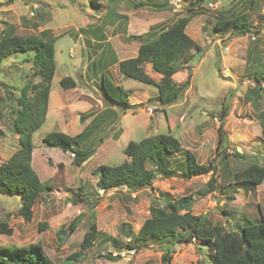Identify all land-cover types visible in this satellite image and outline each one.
<instances>
[{
    "label": "rangeland",
    "instance_id": "obj_1",
    "mask_svg": "<svg viewBox=\"0 0 264 264\" xmlns=\"http://www.w3.org/2000/svg\"><path fill=\"white\" fill-rule=\"evenodd\" d=\"M170 1L0 0V34L9 25H14L20 35L39 36L43 30H50L46 37L49 40L55 37L56 51V70L51 82L54 101L65 98L68 90L63 115L60 117L56 111L48 114L33 134L32 165L52 189L39 197L31 221L20 214V196L0 189V222L6 221L13 228L10 235L0 233V250L5 248L10 253L27 249L32 254L30 246L38 244L53 264H159L161 254L170 250L169 264H213L210 251L198 241H149L145 248L131 249L126 245L130 239L121 225L129 223L137 232L150 215V205H163L168 199L187 195L193 214H207L214 223L224 224L227 229L243 224L246 218L259 220L264 216V181L244 188L232 179L234 171L248 164L264 165V91L260 90L264 82L256 85L254 81L255 71L264 70V0H206L195 6L182 0L176 11ZM210 1L215 2L213 6L208 5ZM229 10L247 13L259 33L236 36L218 30V16L228 17ZM189 13L194 15L187 32L195 37L200 48H193L190 85L177 102L165 106L160 103L155 85L126 77L117 61L136 56L142 41L130 35L170 26L177 16ZM33 53V50L15 53L0 63V164L19 147V136L11 126L20 109L18 98L22 87L28 81L40 80L34 73L30 55ZM143 67L153 78L160 77L151 63ZM82 70H88L90 79L96 83L84 86V78L79 76ZM180 71L174 75L178 83L188 75L187 69ZM104 73L129 92L132 106L122 109L106 101L102 90ZM65 75L78 80L83 88L78 92L74 88L64 89L60 79ZM254 90L257 94L251 93ZM224 109L227 113L222 118ZM221 123L224 141L219 130ZM87 125L89 134L79 140L80 144H74L78 149H93L83 164L73 163L72 152L43 142L48 132L62 131L75 136ZM160 132L172 133L180 139V151L169 158L171 169L185 164L188 150L194 152L200 163L212 161L217 166L214 190L204 192L211 172L189 179L157 177L152 186L138 189L97 188L95 168L101 164H121L127 159L124 149L129 141ZM234 152L243 156H235ZM81 196L88 202L79 201ZM80 213L85 217L58 248L57 231ZM92 223L97 234L88 243ZM42 224H46L45 229H41ZM82 248L78 260H66ZM107 252L121 258L108 260L101 256ZM26 256L17 254L15 259L25 263ZM3 264L19 263L10 259Z\"/></svg>",
    "mask_w": 264,
    "mask_h": 264
},
{
    "label": "trees",
    "instance_id": "obj_2",
    "mask_svg": "<svg viewBox=\"0 0 264 264\" xmlns=\"http://www.w3.org/2000/svg\"><path fill=\"white\" fill-rule=\"evenodd\" d=\"M206 0H189L192 6L201 5ZM253 1V0H252ZM190 8L189 11H191ZM228 17L220 14L217 18L218 30L230 31L236 36L245 35L248 32L259 33L247 13H235L229 10ZM194 14H187L176 18L173 23L159 29H152L141 34H132L129 37L141 40L137 56L124 58L118 61L120 71L126 76L141 82L155 85L158 88V98L162 105H171L180 99L185 89L190 85L192 71L189 68L195 53L193 48L199 49L196 40L186 32L187 26ZM37 26L34 24V27ZM50 32L45 29L36 35H20L16 33L14 25H9L0 34V63L15 53H29L33 59L34 73L40 80L27 82L21 90L18 98L20 109L17 111L12 131L19 136V147L10 158L0 164V189L9 195H18L21 198L20 214L31 221L34 206L44 192H49L52 185L48 181H42L32 165L34 143L33 134L46 120L51 82L56 70L55 61V37L51 40L46 35ZM29 51V52H27ZM151 63L152 68L161 74L156 81L148 74L143 65ZM187 69V78L178 83L174 75L182 69ZM254 81L256 85L264 82V70L255 71ZM76 82L71 76H64L60 80L63 88H73ZM102 90L106 101L127 109L132 104L129 101V92L120 84H115L104 73L102 77ZM264 91V87H260ZM257 91H251L253 94ZM227 109L221 113L225 117ZM85 119V115L81 116ZM263 139H264V124ZM87 125L82 132L75 136L62 131H51L43 137V142L49 147L60 148L63 152L73 153V163L83 164L91 155L93 149H78L74 144H80L79 140L89 134ZM221 141H224L223 124L219 126ZM220 141V142H221ZM264 143V142H263ZM181 143L178 136L172 133L160 132L145 137L139 141L131 140L124 149L127 159L119 165L101 164L94 169L98 176L96 186L99 190L110 191L121 187L138 189L152 186L157 177L170 178L180 176L189 179L196 176L212 173L207 181L205 193L216 188L214 173L217 166L210 161L208 164L200 163L191 150L186 152V162L179 168L171 169L169 158L178 153ZM227 158L228 154L224 153ZM235 156H243L234 152ZM232 179L240 187H255L264 181V165L259 163L248 164L246 167L233 172ZM79 201L87 199L79 198ZM189 195L176 200H166L163 205H150V215L144 220L137 232L133 231L129 223L121 225L122 231L130 239L126 245L131 249L145 248L149 241H180L193 243L198 241L208 248L209 258L213 264H264V216L259 220L246 218L243 224L236 225L234 229H227L224 224L214 223L207 214H193L189 207ZM76 202V200H74ZM94 205H91L93 207ZM85 217L84 213L78 214L67 226H61L57 231L58 248L62 247L65 237L73 233L80 221ZM89 233L91 239L96 236V227L92 223ZM46 224L41 225L45 229ZM0 233L10 235L13 228L6 221L0 222ZM132 241V242H131ZM32 254L26 249L23 252L15 250L8 252L5 248L0 250V263L8 260L19 264H53L44 254L43 247L38 244L30 246ZM129 248V249H130ZM170 250L161 254V263L169 264ZM7 253V254H6ZM83 253V248L67 256L69 262L78 260ZM18 255H24L23 261L15 259ZM30 254V255H29ZM5 255V256H4ZM8 257V259L6 258ZM108 260H118V254L108 253L101 255ZM200 264V263H199Z\"/></svg>",
    "mask_w": 264,
    "mask_h": 264
},
{
    "label": "crops",
    "instance_id": "obj_3",
    "mask_svg": "<svg viewBox=\"0 0 264 264\" xmlns=\"http://www.w3.org/2000/svg\"><path fill=\"white\" fill-rule=\"evenodd\" d=\"M170 3V2H169ZM167 3H164V5H166ZM167 6V5H166ZM174 11H176V9L174 8L173 9ZM176 18H178V16L176 17ZM175 20V19H174ZM173 20V21H174ZM173 21L171 22V24L173 23ZM191 22V21H190ZM189 22V23H190ZM188 26H189V24H188ZM188 26H187V29H188ZM187 29H186V32H187ZM188 34H190L189 32H187ZM192 37H193V35L192 34H190ZM194 39H195V37H193ZM196 40V39H195ZM198 44V43H197ZM140 46V45H139ZM138 49H139V47H138ZM113 51H115V50H113ZM137 53H138V50H137ZM137 53H136V56H137ZM121 60V59H120ZM118 62V61H117ZM179 72H181V71H179ZM159 74V73H158ZM93 76H94V73L92 74ZM160 75V77H158V78H155L156 80H160V78H161V74H159ZM66 76V75H65ZM81 78H84V82H82V84L84 85V86H86V85H90V83H96V82H94V80H92V79H90V74H89V71L88 70H82V72H81V74L79 75ZM64 77V76H63ZM62 77V78H63ZM54 78V77H53ZM61 78V79H62ZM60 79V80H61ZM54 80V79H53ZM77 82H76V86L75 87H73L74 88V91L75 92H78V91H80V89H82L83 88V85L82 84H80L79 83V81L78 80H76ZM116 84H119V83H116ZM64 89H66V88H64ZM67 92V94H66V97L64 98L61 94L62 93H60L59 95L60 96H62V99L61 98H59V100H60V102H59V100H55L54 101V98H56V97H54L53 96V94H52V92H50V96H49V104H48V110H47V115L49 114V115H51L52 113H55V111L56 112H58V113H60V117L63 115V107H64V105H65V101H68V90H66ZM81 93H84V91L83 90H81ZM147 94V93H146ZM64 98V99H63ZM57 99H58V97H57ZM87 103V102H86ZM88 104V103H87ZM87 106V105H86ZM47 115H46V117H47ZM65 122V121H64ZM35 150V149H34ZM33 156H34V151H33Z\"/></svg>",
    "mask_w": 264,
    "mask_h": 264
},
{
    "label": "built area",
    "instance_id": "obj_4",
    "mask_svg": "<svg viewBox=\"0 0 264 264\" xmlns=\"http://www.w3.org/2000/svg\"><path fill=\"white\" fill-rule=\"evenodd\" d=\"M182 0H171L170 3L173 4L175 6V9L177 10L180 7V2ZM215 2L210 1L208 5L213 6ZM31 14L33 15V12H31ZM253 39H255L254 37H252ZM227 50L229 49L228 47L226 48Z\"/></svg>",
    "mask_w": 264,
    "mask_h": 264
}]
</instances>
